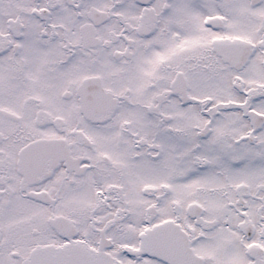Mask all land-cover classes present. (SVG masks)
Returning <instances> with one entry per match:
<instances>
[{
  "label": "snow or ice",
  "instance_id": "snow-or-ice-1",
  "mask_svg": "<svg viewBox=\"0 0 264 264\" xmlns=\"http://www.w3.org/2000/svg\"><path fill=\"white\" fill-rule=\"evenodd\" d=\"M0 264H264V0H0Z\"/></svg>",
  "mask_w": 264,
  "mask_h": 264
}]
</instances>
